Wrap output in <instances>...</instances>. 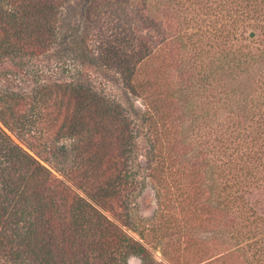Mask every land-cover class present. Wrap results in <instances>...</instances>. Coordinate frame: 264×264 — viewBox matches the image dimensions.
Segmentation results:
<instances>
[{"label":"trees","instance_id":"1","mask_svg":"<svg viewBox=\"0 0 264 264\" xmlns=\"http://www.w3.org/2000/svg\"><path fill=\"white\" fill-rule=\"evenodd\" d=\"M93 1L85 0L63 27L70 0H0V78L6 80V88L0 89V264H76L69 261L77 254L68 252L80 245L82 254L81 237L104 233L90 218L92 213L104 219L113 236L116 232L128 242L124 264L132 254L150 260L147 264L155 260L90 200L120 221L123 217L110 204L113 198L123 199L124 182L138 196L150 185L162 199L153 185L154 173L175 167V152L188 135L176 125V112L190 95L167 81L155 78L146 86L138 80L162 57L158 36L144 26L159 11L161 0H145L147 15L138 9L108 10L107 28L90 36L85 27L95 19L88 6ZM244 63L238 61V67L245 70ZM153 71L164 77L168 67ZM111 79L145 93L147 111L133 102L124 105L102 90ZM20 83H26L25 89ZM150 88L156 91L153 97ZM88 113L112 128L94 129L85 121ZM42 121L47 127L38 130L35 126ZM139 129L146 130L145 145L136 137ZM141 146L148 153L144 163ZM146 166L152 169L140 180ZM130 196L123 199L125 209ZM152 218L138 215L123 226L146 239L142 227Z\"/></svg>","mask_w":264,"mask_h":264},{"label":"rangeland","instance_id":"2","mask_svg":"<svg viewBox=\"0 0 264 264\" xmlns=\"http://www.w3.org/2000/svg\"><path fill=\"white\" fill-rule=\"evenodd\" d=\"M70 1L63 27H68L87 4L85 0ZM161 2L159 11L150 15L144 26L158 36L162 48L154 69L163 72L168 67V72L158 78L159 72L150 67L138 80L147 86L156 78L189 93L190 101L180 102L176 112V125L187 130L186 141L175 152V167L154 173L153 185L162 199L150 185L138 196L124 182L123 199L127 201L130 195L132 199L126 202V209L123 199L113 198L111 204L108 200L112 212L123 217L120 221L90 202L149 249L155 258L151 264H264V0ZM144 4L149 6L145 0H94L88 6L90 18L95 19L87 21L85 29L90 36L100 34L108 26L107 11L111 9H138L147 15ZM238 61L245 62V70L238 67ZM126 74L131 76V72ZM114 80L101 89L124 105L133 102L142 112L147 111L145 93L133 92L120 85L121 80ZM20 84L25 89L26 83ZM3 88L6 80L0 78ZM151 90L147 92L153 97L156 91ZM92 114L88 113L85 121L94 129L105 132L112 128L111 123L102 124ZM89 117L93 118L87 120ZM136 118L140 120L139 115ZM35 127L44 130L47 123L42 121ZM136 137L146 144L145 129H139ZM66 139L62 141L69 145ZM99 143L106 148L110 145ZM141 150L144 163L148 153L146 148ZM148 167L142 170L140 180L152 169ZM107 170L103 168L102 172ZM112 179L116 180L115 176ZM89 215L104 233L87 232L81 237L82 254L80 245L77 252L72 249L68 253L77 256L69 262L124 264L128 242L118 238L116 232L113 236L104 219ZM138 215L152 218L141 225L146 239L123 226L125 220ZM125 259L128 264L150 261L136 254Z\"/></svg>","mask_w":264,"mask_h":264},{"label":"water","instance_id":"3","mask_svg":"<svg viewBox=\"0 0 264 264\" xmlns=\"http://www.w3.org/2000/svg\"><path fill=\"white\" fill-rule=\"evenodd\" d=\"M253 36H254V32L251 33V37H253Z\"/></svg>","mask_w":264,"mask_h":264}]
</instances>
